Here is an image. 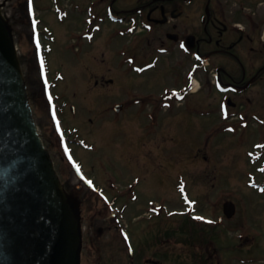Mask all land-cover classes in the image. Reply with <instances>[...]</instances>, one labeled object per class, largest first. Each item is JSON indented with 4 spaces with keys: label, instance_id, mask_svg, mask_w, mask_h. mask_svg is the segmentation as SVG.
Masks as SVG:
<instances>
[{
    "label": "rangeland",
    "instance_id": "1",
    "mask_svg": "<svg viewBox=\"0 0 264 264\" xmlns=\"http://www.w3.org/2000/svg\"><path fill=\"white\" fill-rule=\"evenodd\" d=\"M13 1L19 4L22 0ZM90 1L93 2L87 3L79 13L74 10L71 0H65V5L59 2L55 8L51 0H42L43 6L47 7L43 8L47 10L44 17H50L48 21H51L80 14L82 21L88 26L93 24L99 28L101 22L94 19V14L98 15L102 11L106 0L103 3ZM2 2H8L4 4L2 14L7 18L17 49L22 79L25 88L28 87V98L32 96L28 80L33 53L27 48L26 32L22 27L25 21L23 17L10 13L14 7L12 2L0 0V4ZM258 3L264 4V0H258L256 4ZM194 6L199 11L200 5ZM54 28L59 33L62 27L54 23ZM158 30L162 31L161 28ZM101 39L102 37L97 38L100 42L92 52L85 54H89L87 57L82 55L84 53H79V64L76 58L74 63L59 64V58L67 63L70 56L57 47L51 53L52 63L58 72L61 71L68 78L70 93L82 88L73 81L74 72L85 77L89 87L93 85V77L97 80L101 77L106 78L105 80L111 78L114 83L110 96H107V100L111 101L109 105H125L119 115L114 113L112 116L109 111L99 112L102 106L98 105L100 109L93 114L94 119H97L93 135L92 125L81 128L79 122H76L72 126L80 127L88 144L94 143L98 147V151L87 152L85 155L78 152V158H86L88 162L85 163L89 175L96 173L94 176L97 179L95 162L103 161L114 176L112 188L116 193L119 190V194L123 191L128 194L129 202L124 204L123 221L129 229V246L133 248L134 258L126 255L117 233L109 229L108 224L101 219L109 213H104L97 204L90 201L84 207V212L88 214L91 209L88 216H97L95 221L99 222H96L95 231H85L81 264H264V191L261 193L249 185H259L264 189V125L260 126L257 120L249 125L241 121L234 124L228 133L220 132L217 116L201 118L191 114V107L200 101L199 98L187 97L186 94L165 102L167 107H163L165 104L160 105V114L148 120L146 115L154 113L152 111L158 104L156 99L159 94L179 92L180 86L184 84L185 73L190 68L189 64L175 48L176 52L170 57H161L155 69L146 70L140 75L138 71L141 68L136 71L133 66L123 64L130 55L121 51L120 44L125 41L115 38L107 45L106 42L101 43ZM55 44L60 45L57 42ZM133 48L135 46L131 47ZM135 56L138 65L150 60L143 53ZM88 58L92 60L91 64H88ZM258 58L253 61L255 68L249 76L264 77V69H260L264 61L260 66ZM240 76L239 71L238 77ZM193 77L199 83L194 85L195 91L202 86L201 76L195 74ZM60 89L63 87L60 86ZM92 91L93 88L89 92ZM59 92L63 93V90ZM93 93L98 94V90ZM218 97L221 96L213 98ZM249 97L252 105L247 113L250 115V109H254L252 113L255 112L264 120V86L257 87L256 92ZM213 98H208V103L212 106L218 102ZM76 104L79 113H83L84 103L76 101ZM28 106L33 123L37 126L36 134L41 138L60 186L70 194L75 192L76 180L60 167L57 147L51 146L50 132L48 128L40 126L41 121L46 124V119L39 109V101L35 104L29 98ZM151 125L154 127H150ZM132 178L139 179L138 189L134 192L129 189ZM105 179L106 177L102 181ZM82 195L84 191L77 197L81 199ZM125 200L127 201L126 197ZM226 201L235 205V215L231 219L225 218L222 212V205ZM153 207H156V211L159 209V213L153 212ZM115 212H119V209ZM190 212L196 213L200 222L204 223V217H207L211 224L220 221V226L200 227L195 222L193 225L188 221H192L194 217ZM97 229L102 230L99 235L96 234Z\"/></svg>",
    "mask_w": 264,
    "mask_h": 264
},
{
    "label": "flooded vegetation",
    "instance_id": "2",
    "mask_svg": "<svg viewBox=\"0 0 264 264\" xmlns=\"http://www.w3.org/2000/svg\"><path fill=\"white\" fill-rule=\"evenodd\" d=\"M51 1L53 8L59 2L65 5V0ZM97 1L105 2V0ZM71 2L75 7L74 10L81 13L83 11L81 8H85L87 3L91 4L93 1L71 0ZM257 2L258 0H106L105 6L102 5V11L98 15L94 14V19H99L103 28L93 24L91 27L88 26L82 21L80 14L68 15L67 19L61 17L48 21L50 17H44L47 10L43 8L47 7L43 6L42 0L39 2L22 0L19 4L13 3L14 7L10 13L24 18L22 27L26 32L27 48L33 53L30 80H28L33 97L26 98L27 105L29 98L33 99L35 104L37 100L39 101V109L46 119V124L41 121L40 126L44 129L48 128L51 146L57 147L60 167L69 172L77 183L75 192L71 194L64 187H61V190L77 223L80 236V264L85 231L96 229V222H99L95 221L97 216L94 218L88 216L91 209L88 214L84 212V207L86 208L90 201L97 204L104 213H109L107 217L101 219L108 224L109 229L117 233L126 255L134 258L129 248V229L123 221L124 204L129 202L127 192L123 191L119 194V190L116 193L112 188L114 176L103 161L95 162L98 169L96 179L94 176L96 173L92 176L88 173L86 158H78V152L85 155L87 152L98 151L94 143L88 144L86 138L82 136L80 127L92 125L94 129L91 135H93L97 123L93 114L100 109L99 106H102L99 112L109 111L112 113L109 115L112 116L114 113L119 115L125 105L121 103L109 105L111 101L107 100V96H110L111 86L114 83L111 78L105 80L106 78L101 77L97 80L93 77V85L89 87L85 77L74 72L73 81L81 84L78 86L82 88L78 92L70 93L68 78L62 75L61 71L58 72L52 63L53 49L62 48L60 51L70 56L67 63L59 58V64L74 63V58L78 59L77 64H79L81 62L79 53H84L82 55L87 57L89 54H85L92 52L100 42L97 38L102 37L101 43L106 42L107 45L112 39H121L125 41L120 44L121 51L130 54L123 64L133 66L136 71L141 68L138 72L142 75L146 70L155 69L161 57H170L176 52V48L190 67L185 73L184 84L180 89L184 88L187 91V97H197L200 101L191 107V112L200 113L201 118L217 116V127L222 131L236 125V121L241 116L244 117L243 122L247 124L257 120L258 124L263 126L264 120L255 112L252 113L254 109H250V115L247 113V109L252 105L249 95L256 92L257 87L264 86L263 76L258 78L249 76L255 68L253 61L259 57L260 66L264 61V4L259 5L256 4ZM6 3L0 4L1 11ZM195 4L200 5L199 11L196 10ZM4 18L7 22V18L5 16ZM54 23L62 27L59 33L55 31ZM56 42L60 45H56ZM134 46L135 48L131 49ZM137 53H143L148 60L150 59L149 62L136 64ZM87 60L88 64H91L92 60L89 58ZM193 63L194 68H192ZM261 68L264 69V64ZM195 74L201 76L202 86L194 91V85L199 84L197 80H193ZM22 85L25 88L23 79ZM60 86L63 89H60ZM26 88L28 90V87ZM92 88L96 92L98 90V94H94V91L89 92ZM59 90H63V93ZM160 95L157 96L158 104L152 111L154 113L146 115L147 119L156 118L160 114V105L176 96L171 93L160 98ZM215 96L221 97L214 99ZM209 97L218 102L212 106L208 103ZM76 101H81L85 105L81 114ZM132 103H135V100H132ZM118 105H121V109L116 111L114 107ZM35 112L37 114L36 110ZM109 118L112 120V117ZM76 122H79L80 127L72 126ZM93 170L96 171L94 167ZM105 177L106 179L102 181ZM106 180L107 186H105ZM138 182V178H132L129 189L133 192L137 190ZM82 191H84L83 198L79 199L77 195ZM134 196L138 197L136 194ZM131 200L134 201L132 197ZM155 208L153 207V212L156 211ZM118 209L119 212H115ZM96 232L99 235L102 230L97 229Z\"/></svg>",
    "mask_w": 264,
    "mask_h": 264
},
{
    "label": "water",
    "instance_id": "3",
    "mask_svg": "<svg viewBox=\"0 0 264 264\" xmlns=\"http://www.w3.org/2000/svg\"><path fill=\"white\" fill-rule=\"evenodd\" d=\"M226 203L224 213L234 214ZM80 236L35 133L0 18V264H79Z\"/></svg>",
    "mask_w": 264,
    "mask_h": 264
}]
</instances>
